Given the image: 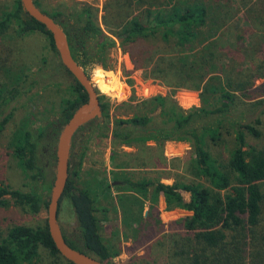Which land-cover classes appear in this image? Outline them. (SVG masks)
Listing matches in <instances>:
<instances>
[{"label":"trees","instance_id":"obj_1","mask_svg":"<svg viewBox=\"0 0 264 264\" xmlns=\"http://www.w3.org/2000/svg\"><path fill=\"white\" fill-rule=\"evenodd\" d=\"M34 2L40 9L37 1ZM112 4L115 7L109 14L110 20L106 19L104 25L109 29L113 23L121 25L119 32L110 33L122 44L153 38L156 40L155 46L162 45L158 50L149 47L130 52L136 69H149L150 78L166 87L198 90L204 100L210 96L215 101V105L209 104L208 107L183 110L168 98H151L145 101L142 116L119 119L111 134L113 142L128 147H139L146 141L157 144L170 141L189 143L197 176L204 178L207 185L195 182L173 185L125 182L132 188L140 187L143 190L154 186L156 197L162 195L169 210L184 209L191 213L180 224L174 222L170 225L179 226L192 234L201 245L192 264H264V146L251 145L247 141V135L257 139L262 137L257 126L262 125L261 116L264 115V83L256 86L257 81L264 80L262 42L259 49L256 47L257 51L249 46L252 51L238 47L227 48L224 54L220 53L219 48L214 46V36H207L205 32L211 17L209 6L202 0H165L163 3L160 0H142L146 13L141 18L134 16L125 23L123 20L131 14L127 9L133 5V1L112 0ZM41 11L63 29L74 61L85 72L92 69L93 63L108 68V52L115 41L103 35L90 9L80 11L74 8L71 11L66 8V11L56 14ZM247 14L253 27L263 34L264 0L253 2ZM34 31L45 34L51 49L57 54L51 33L24 12L20 0H13L12 8L0 17V39L9 33L23 38ZM60 66L64 68L61 62ZM99 72L104 77L108 74L96 71ZM36 82L32 74H23L19 83L1 87L0 117L3 116V109L25 92V85L30 87ZM75 82L77 97L64 101L66 105L56 123L59 129L68 122L78 106L87 101L82 86ZM257 90L261 92L256 94ZM238 104L248 114L258 113V116L249 119L251 115L242 116L237 112ZM101 108L102 111L106 109L102 102ZM158 108L160 113L157 116L161 123L157 127L151 126L155 118L147 113ZM7 120V116L0 119V132ZM46 131L47 127L36 131L26 129L18 130L14 135V156L21 167L30 172L34 186L28 192L0 186V206L7 203L5 197L9 196L32 214L46 211L51 182L45 178L46 163L40 160L45 152L44 140L49 136ZM229 131L233 136L229 157L222 161L212 158L206 143L221 145ZM50 139L48 167L54 166L56 161V138ZM71 164L70 158L68 180L61 201L67 198L71 202L76 228L68 235L61 229L63 238L71 248L93 256L102 264H109L118 252L101 237L96 218L97 198L77 186L74 177L78 173L79 163L74 167ZM181 192L189 195L188 201ZM106 211V208L102 209V212ZM129 214L132 223L141 217H136L134 210H130ZM39 246L59 260L58 264H72L59 255L46 222L37 227L11 228L0 242V264L29 261L36 255Z\"/></svg>","mask_w":264,"mask_h":264},{"label":"rangeland","instance_id":"obj_2","mask_svg":"<svg viewBox=\"0 0 264 264\" xmlns=\"http://www.w3.org/2000/svg\"><path fill=\"white\" fill-rule=\"evenodd\" d=\"M36 1L40 9L49 14L66 11V8L71 11L74 8L80 11L90 9L103 35L115 41L108 52V68L104 69L93 63L92 69L87 71L90 82L98 90L101 102L106 107L102 119L84 126L75 135L71 146V166L79 163L75 182L97 198L96 218L101 237L118 252L109 264H192L201 245H198L192 234L186 233L179 226L170 225L174 222L180 224L191 213L184 209L169 210L164 197H156L154 186L143 190L140 187L132 188L125 182H150L153 185L195 182L207 185L204 178L197 176L189 143L170 141L157 144L146 141L139 147H128L113 142L111 134L119 119L142 116L144 103L151 98H168L183 110L208 107L209 104L215 105V101L210 96L204 100L198 90L166 87L160 81L150 78L149 69H136L130 52L149 47L158 50L162 45L159 43L160 46H155L156 40L153 38L122 44L121 40L110 33L119 32L121 25L113 23L111 29L104 25L106 19L110 20L109 14L115 7L112 0ZM132 1L133 5L127 9L131 14L123 23L134 16L141 18L146 13L142 0ZM202 1L209 6L211 17L205 32L207 36H214V46L219 48L220 53L224 54L227 48L238 47H253L257 51L260 42V48H264V33L253 27L247 14L248 8L257 0ZM12 3L13 0H0V17L12 8ZM217 54L220 56L218 51ZM60 62L58 54L50 47L48 37L39 31L31 32L23 38L9 33L0 39V88L19 83L23 74H32L37 81L30 87L25 85V92L3 109V116L0 117H8L0 132L1 187L28 192L34 186L30 172L24 170L14 156L12 143L18 130L36 131L47 127L49 136L44 140L45 152L40 159L42 163H47L48 142L52 141L51 137L56 138V148L61 130L56 123L66 105L64 101L77 97L75 81L60 66ZM97 70L108 74L104 77L102 73H96ZM263 83L264 80H259L256 86ZM261 90H257L256 94ZM146 112L145 110V114ZM237 112L242 116L251 115L248 119L258 116V113L248 114L239 104ZM159 113V108L147 113L155 118L151 126L157 127L161 123L157 116ZM261 121L262 125L257 128L262 137L257 139L247 135V141L251 145L264 146V115L261 116ZM88 128L91 132L82 135ZM206 145L212 158L226 160L233 147L232 132L225 134L221 145L213 146L210 142ZM45 173V178L51 182L52 187L54 166L47 167ZM181 193L185 201H188L189 195ZM5 198L7 203L0 206V242L15 226L37 227L46 222V211L35 215L16 204L9 196ZM103 208L107 209L106 213L102 212ZM130 210L135 211L136 217L141 216L136 223H132L133 219H130ZM59 223L67 235L76 228L74 211L67 198L61 201ZM58 261L47 249L39 246L31 260L20 264H58Z\"/></svg>","mask_w":264,"mask_h":264},{"label":"water","instance_id":"obj_3","mask_svg":"<svg viewBox=\"0 0 264 264\" xmlns=\"http://www.w3.org/2000/svg\"><path fill=\"white\" fill-rule=\"evenodd\" d=\"M24 12L45 26L52 35L58 57L64 68L72 74L87 94V101L81 104L68 122L61 128L56 148L54 178L46 208V224L50 237L59 255L72 264H102L89 254L71 248L63 238L59 223V206L68 180L71 144L74 133L89 121L101 117L102 108L97 89L90 82L85 70L73 59L67 37L58 23L36 7L34 0H20ZM97 90V91H96Z\"/></svg>","mask_w":264,"mask_h":264},{"label":"flooded vegetation","instance_id":"obj_4","mask_svg":"<svg viewBox=\"0 0 264 264\" xmlns=\"http://www.w3.org/2000/svg\"><path fill=\"white\" fill-rule=\"evenodd\" d=\"M86 74H87V72H86ZM73 79H75V78H73ZM74 81H75V80H74ZM75 85H76V82H75ZM96 91H97V90H96ZM76 93H77V90H76ZM97 93H98V95H99V92H98V91H97ZM99 98H100V96H99ZM100 103H101V102H100ZM79 106H80V105H79ZM79 106H78V107H79ZM102 115H103V111H102ZM102 115H101V117H98V118H95V119L89 121V122H88L87 124H85L84 126L88 125V124L91 123V122L100 121V120L102 119ZM56 126H58V124H57ZM84 126L80 127V128L74 133L73 138H72V141H73L75 135L78 134V133H80V131L82 130V128H83ZM87 130H88V131H87ZM87 130L84 131V132L82 133V135H85V134H87L88 132H89V133L91 132V129L88 128ZM71 146H72V144H71ZM47 154H48V152H47ZM70 158H71V153H70ZM45 167H46V168L48 167V163H46Z\"/></svg>","mask_w":264,"mask_h":264},{"label":"crops","instance_id":"obj_5","mask_svg":"<svg viewBox=\"0 0 264 264\" xmlns=\"http://www.w3.org/2000/svg\"><path fill=\"white\" fill-rule=\"evenodd\" d=\"M163 184V183H162Z\"/></svg>","mask_w":264,"mask_h":264}]
</instances>
